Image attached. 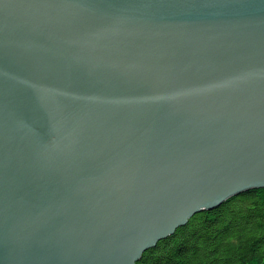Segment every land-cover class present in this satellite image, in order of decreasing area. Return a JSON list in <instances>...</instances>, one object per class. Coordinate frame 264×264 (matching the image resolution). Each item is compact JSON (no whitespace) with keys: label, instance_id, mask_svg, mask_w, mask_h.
I'll list each match as a JSON object with an SVG mask.
<instances>
[{"label":"water","instance_id":"water-1","mask_svg":"<svg viewBox=\"0 0 264 264\" xmlns=\"http://www.w3.org/2000/svg\"><path fill=\"white\" fill-rule=\"evenodd\" d=\"M264 188V0H0V264H137Z\"/></svg>","mask_w":264,"mask_h":264},{"label":"trees","instance_id":"trees-1","mask_svg":"<svg viewBox=\"0 0 264 264\" xmlns=\"http://www.w3.org/2000/svg\"><path fill=\"white\" fill-rule=\"evenodd\" d=\"M137 264H264V188L195 214Z\"/></svg>","mask_w":264,"mask_h":264}]
</instances>
